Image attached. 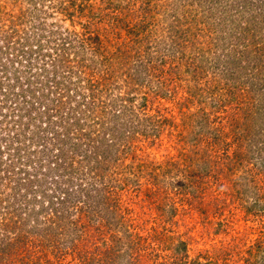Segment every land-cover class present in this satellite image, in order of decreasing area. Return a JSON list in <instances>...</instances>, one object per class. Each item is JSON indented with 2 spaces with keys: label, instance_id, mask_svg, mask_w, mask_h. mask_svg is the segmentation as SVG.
I'll list each match as a JSON object with an SVG mask.
<instances>
[{
  "label": "rangeland",
  "instance_id": "1",
  "mask_svg": "<svg viewBox=\"0 0 264 264\" xmlns=\"http://www.w3.org/2000/svg\"><path fill=\"white\" fill-rule=\"evenodd\" d=\"M115 1L0 0V39L18 55L0 68V148L12 146L0 151V264H264V71L251 38H264V0H120L106 13ZM74 6L94 12L99 45ZM35 31L49 42L42 61L20 51ZM63 36L88 44V67L70 49L57 68ZM59 72L65 97L52 92ZM76 93L97 95L88 118ZM17 146L33 165L14 166ZM56 161L57 182L43 179ZM44 189L58 216L25 224Z\"/></svg>",
  "mask_w": 264,
  "mask_h": 264
},
{
  "label": "trees",
  "instance_id": "2",
  "mask_svg": "<svg viewBox=\"0 0 264 264\" xmlns=\"http://www.w3.org/2000/svg\"><path fill=\"white\" fill-rule=\"evenodd\" d=\"M36 1L37 0H29V2L31 4L34 3L36 5V7H40V3L39 2H36ZM118 1H120V0H117L114 3L109 2V3H112V4H108V5H110V7H108V5H106V11H107L106 13H111V12H109L110 9L113 10L114 7H118V5H119V4H117ZM65 7L62 8L63 11H65L64 10ZM0 10H1V8H0ZM66 11H71V10L69 9V10H66ZM88 11L90 12V13H88V16L90 17V19L86 23H84V24L81 25V26H83V34H84V37H85L86 41L93 42L94 43V44L92 43L93 45H95V44L96 45H99L100 44V42H99L100 37H99L98 31L100 29L99 28H96V26H95V23H96V19L97 18L93 14L94 13L93 11L91 12V10H86L84 6L83 7H77V8H76V6H74L73 7V10H72V12H70L69 16L72 17V20H73L74 19V16L76 14L82 15V14H85L86 12H88ZM98 15H101L102 16L103 14H100L99 13ZM101 16H98V19L99 20L102 19ZM3 19L6 20L5 18H3ZM10 19L14 20V18H10ZM42 25L45 26L44 24H42ZM145 25H146V21H145L144 25H142L141 27H144ZM12 28H13V25H12ZM14 31H16V34H18L20 36V33H21L20 31L21 30H18V28H16V29H14ZM54 33L55 32H51V34H53V35H54ZM34 34H35V36L28 37V38H26L24 40V42L21 44V47L22 48H21L20 51L24 52L25 51V48H27L26 51H28L29 53H31V55H36L40 59L41 53H42V51H43V49L45 47V46H43V43L44 42L49 43V42H47V40H46L47 37H46L45 34H43V33L37 34V31H35ZM59 35H60V33H59ZM78 35H77V37H78ZM135 35L138 36L139 35V32L137 31ZM251 38L253 39V43H256V45H257L256 47L258 48V52H259V55L256 58V64H257V66H260L262 68V70L258 74V76H259L264 71V38H262V37H257L256 38L254 36H252ZM76 39L77 38L64 37V36H63V38H60V44L59 45H56L57 47L55 48L56 52L58 51L59 53H61V54L56 53V57H57L56 60L57 61H55V62H56V64H58L57 68L59 67V65H61V64L63 65V64H65V62L68 61V57H70L71 52L69 54H67L66 51H69L70 49H73L74 51L75 50L76 51L81 50V52H76L75 51V54L77 55L76 57L79 58V60H80L78 63H80L81 65H85L86 66L85 56H88L87 49H86L88 44H86L85 41H81L82 45H80V48H79L75 44V40ZM2 41L5 42V43H3V46L0 45V68H1V66H3V67L6 68L11 63H13V65L15 64V61H16L15 59H17L18 55H16V57H15V54L13 52L16 49V47H15V44L12 43V36L6 35L3 40L0 39V42H2ZM136 41H138V40L136 39ZM196 42L198 43L199 40H197ZM197 43L196 44L193 43V47H196L197 48L196 49L197 51L193 52V55H194L195 59H196V57H200L201 56L200 55V52L202 53V51H203L202 48H199L198 47L200 44L197 46ZM135 46L134 47L136 49H139L138 42H137V44ZM46 47H49V45L46 46ZM62 51L64 52L63 54H62ZM97 52H99V51H97ZM247 52L248 51H246L245 49L239 50L238 56L235 59L236 63L240 62L242 60V58L245 56L244 54L247 53ZM240 53H242V55H240ZM98 57H100V55L93 56L91 59H95L96 60ZM103 57L104 56H101L100 59L103 58ZM105 57L106 58L104 60L105 61H109L108 56H105ZM40 61H42V60L40 59ZM164 63H166V61H164ZM164 63L162 65H166ZM86 67H88V65ZM42 68H44V65L42 66ZM87 69H85V70H87ZM42 73H43V75L45 73L44 76H46L48 74L47 72H42ZM54 73H53V75H54ZM67 74L70 75V72H68ZM43 75H42V77H43ZM59 75H58V77L56 76L55 78H53V81L56 82V85L57 86H55V88L52 90V92L55 93V94H57V95H59V93H62V91H63L64 94L61 97H65L66 95L68 96L70 93H68V91H69V89L67 87L68 83H66V80H65V77H64V72H59ZM37 76H38V78H37V82H38L40 80V78H41V75L38 74ZM56 79H58V80L56 81ZM76 81H79V80H76ZM76 81H73V82H76ZM260 82H264V79L263 80H260ZM46 85H48L47 82H46ZM61 85H62L63 88H60ZM91 86H93V85H91ZM75 90H76V88H75ZM22 93H23V91H22ZM76 94H77V96H74V100H76V102H75L76 107L73 108L75 110L74 112H77L79 115H83V117L88 118L87 113L89 112V110H84V109H86V107H85L86 99H88L90 101L93 98V100L95 102L97 95L95 93L94 94L93 93H88V95H86V94L82 95L80 93H76ZM88 108L89 109H92V112L91 113H94L96 111V110H93L95 108H93V106L91 105V101L88 103ZM73 109H72V111H73ZM13 129L15 131V132H13V134H17V136L19 138H21L22 135H23V137L26 136L25 131H21L23 128L20 127L18 124L16 126H14ZM19 131L20 132H24V133L23 134H20ZM25 142H26V140H24V142H21V143L24 144ZM1 148L7 149V151H8L9 154L12 151V146L11 145L10 146L6 145L5 147L4 146H1ZM1 148H0V151H1ZM21 148H22V146L21 147H18L17 150H16L18 152V155H14L13 156V158L15 156H17L16 157L17 163H15L13 161L14 162V166L16 164L22 165V166H26L29 163H31V165H33L34 164L33 163V159H32V156L30 154L26 155V157H28L27 159H25L23 156H21V153H20V149ZM57 151H58V149H57ZM60 151L64 153L62 147H61V150ZM104 159H106V157H104ZM24 161H25V163L23 164ZM31 165H29V167ZM59 170L60 169H59V166L57 164V161L56 162H51L50 170L48 172H46V174L43 175V179H45L46 177H48V175L49 176L52 175L51 176L52 180L57 182L59 176H57L56 174H54V172L55 171L59 172ZM68 189L66 190V192H67V195H70ZM47 190L44 189L42 191V193H41L42 194L41 196H39V193L33 192V198L30 199V201L28 202V205L30 206V208L28 209V212L25 214L26 217H27V219L24 220L25 224L27 222L29 224L31 222L33 223L35 220L37 222L41 221L40 219H42L41 217H42L43 214H50V215L52 214L51 220H53V217H56V215L58 216V214H59V210H58L59 208H57L58 200L56 198H54L53 196H51L48 193L49 191H47ZM53 199H54V201H53ZM7 215L8 214H5V216H7ZM64 219H66V218H64ZM74 222L75 221L73 219H71V220H68V221H64L63 224H61L59 226L60 227H62V226L64 227L66 223L73 224ZM34 226H37L36 223L32 224L31 227H34ZM8 251H11V247L9 245H6L3 248V250H2V255H5Z\"/></svg>",
  "mask_w": 264,
  "mask_h": 264
}]
</instances>
